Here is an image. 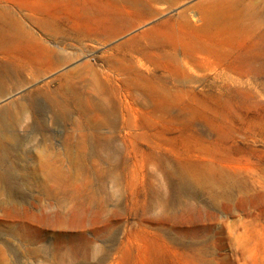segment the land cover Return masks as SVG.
<instances>
[{
  "label": "rangeland",
  "instance_id": "1",
  "mask_svg": "<svg viewBox=\"0 0 264 264\" xmlns=\"http://www.w3.org/2000/svg\"><path fill=\"white\" fill-rule=\"evenodd\" d=\"M158 1L0 0L19 27L10 36L29 37L0 48V110L89 64L114 85L103 99L119 117L116 128H76L74 111L26 101L6 132L34 136L29 147L49 137L60 153L69 142L80 165L65 160V179L46 191L25 181L24 196L0 179V264H264V0H223L231 19L214 30L196 26L203 0ZM143 2L156 13L141 20ZM43 18L86 36L64 38ZM50 52L73 58L30 80ZM21 162L12 151L4 166Z\"/></svg>",
  "mask_w": 264,
  "mask_h": 264
},
{
  "label": "bare ground",
  "instance_id": "2",
  "mask_svg": "<svg viewBox=\"0 0 264 264\" xmlns=\"http://www.w3.org/2000/svg\"><path fill=\"white\" fill-rule=\"evenodd\" d=\"M166 1H168L171 5H174L180 2L181 0H166ZM146 3L144 2L141 3L142 8L139 12L136 13V17L138 18L140 17L141 20L146 19L148 18V16L156 13V10L148 6ZM222 3L223 0H203L202 2H200L199 3L200 6L197 5L200 9V18L198 19L200 23L199 25L196 26L199 28L214 30L216 28H219L221 23L225 21L229 23L231 19L229 15V8H227L226 11L221 10L219 6L222 5ZM180 17L181 19H185V21H188L186 20L187 17L186 11L182 12ZM42 22L44 23L46 29L55 30L57 31V33L61 34L64 38L68 35H72L71 37L75 39H81L82 36H86V34H84L82 31H79L77 33H72V31H70V29H68V27L65 26L64 24L57 25L48 18H43ZM112 24H114V21H112ZM52 26H55V28H51ZM18 28L19 27H17V25L15 24L11 11L0 6V48L8 46L15 41H19L20 43L23 44V46L27 44L29 37L21 36V34L10 36V33H8L10 31L15 32L17 31ZM55 55L53 52H50L47 54V58L45 60H42L41 57H38L36 60L38 63H40V65L33 69L32 77L30 80L38 79L40 76L46 74V72L52 70L56 62H66V61H70L73 58L72 56L73 54L69 56H62V55L55 56ZM105 57H106L105 59H107V61L112 65H115L120 61L118 56L115 54H110ZM18 76L20 77V81L22 83L25 84L29 82V79L25 78L22 72H19ZM137 77L139 79H145V75L140 74V72H138ZM86 80L87 82L92 83V85L96 89V94L98 96V99L90 100V98H88L80 89L79 82ZM104 82H109L110 85H112L109 86H110V91L113 93L115 87H113L114 85L111 83V80H109L106 77H103L102 74L97 69L93 68L91 65L85 64L66 71V73H64L62 77H60V83L54 91H51L49 87H44V88L39 87L34 92H32V94H30L27 98H21L17 102V104H14L13 102L8 106H6L5 110H3V111H7L6 116L2 115L1 113L3 111L0 110V179L3 182V184H5L7 190L9 191L17 190L22 194V196H24L25 193L24 182L27 181V182H33L34 185L37 184L41 190L44 188L46 191L48 190L49 187L47 184L49 183V180L52 179L54 182L60 183L63 182V180L65 179L64 175L66 174L63 173V168H62L63 167L62 165L65 160L69 162L71 168H73L72 170L74 169L76 170L80 165L79 164L80 155L75 153L74 147L71 146L69 142H67L64 145V147L62 148L63 151L60 153L58 149L51 143L49 137H45L43 142H39L38 144L29 147V144L34 141V136L18 137L17 135L12 134L11 132H6L10 124L12 123L19 124L23 120H25L24 118L26 117V113L28 112V109L26 107V101L28 102V104H31L34 108L37 107L38 112L39 111L43 112L44 110L40 108L38 102V96L42 95L50 102L53 110L60 111L66 115L69 113V111H74L79 115V117L83 119V123L79 121L78 118H77L78 120L77 119L71 120L72 124H74V127L76 128H85L94 131L96 130L98 131L99 129L104 127L116 128L119 124L118 110L116 105L114 103H111L110 100L107 99L106 101V99H103L104 96L107 95L109 90V88H107V85ZM135 89L143 95L148 93V90L142 86H137L135 87ZM91 111H98L97 115L95 116V119L94 117L90 116ZM12 151H15L18 155H20L22 162L19 164V167L14 166L12 170H9L8 166L5 167L4 165L8 163L9 156L11 155ZM72 170L70 169L65 180L68 181L69 184L74 182L72 176ZM209 177L207 179H209ZM41 178L43 179L42 183L40 182Z\"/></svg>",
  "mask_w": 264,
  "mask_h": 264
}]
</instances>
